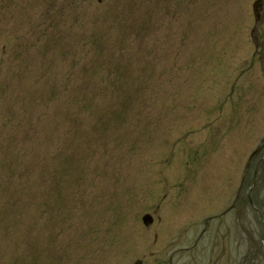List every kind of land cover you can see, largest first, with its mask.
Wrapping results in <instances>:
<instances>
[{
  "label": "rangeland",
  "instance_id": "rangeland-1",
  "mask_svg": "<svg viewBox=\"0 0 264 264\" xmlns=\"http://www.w3.org/2000/svg\"><path fill=\"white\" fill-rule=\"evenodd\" d=\"M254 1L0 0V264H264Z\"/></svg>",
  "mask_w": 264,
  "mask_h": 264
},
{
  "label": "flooded vegetation",
  "instance_id": "flooded-vegetation-1",
  "mask_svg": "<svg viewBox=\"0 0 264 264\" xmlns=\"http://www.w3.org/2000/svg\"><path fill=\"white\" fill-rule=\"evenodd\" d=\"M263 9H264V1H260V3L256 7V10L258 12L257 18L256 17L254 18L256 23L260 21V14ZM252 32L254 33V30ZM235 212L237 213V210H235Z\"/></svg>",
  "mask_w": 264,
  "mask_h": 264
},
{
  "label": "water",
  "instance_id": "water-1",
  "mask_svg": "<svg viewBox=\"0 0 264 264\" xmlns=\"http://www.w3.org/2000/svg\"><path fill=\"white\" fill-rule=\"evenodd\" d=\"M254 182H255V181H253V185H254ZM253 185H252V186H253ZM247 195H248V200L250 201V203H252L249 194H247ZM142 222H143V224H144L145 226H148V225H150V223H152V219H151V217H150L149 215H144V216L142 217ZM136 264H140V262H137Z\"/></svg>",
  "mask_w": 264,
  "mask_h": 264
}]
</instances>
